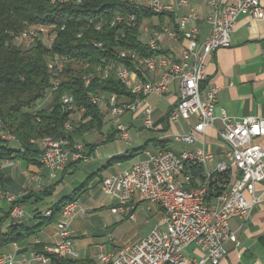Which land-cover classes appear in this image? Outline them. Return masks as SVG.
<instances>
[{
	"label": "built area",
	"instance_id": "built-area-1",
	"mask_svg": "<svg viewBox=\"0 0 264 264\" xmlns=\"http://www.w3.org/2000/svg\"><path fill=\"white\" fill-rule=\"evenodd\" d=\"M208 3L211 11L205 20L210 29L204 39H198V21L201 18L189 6L188 11L178 17L176 27L162 26L160 30H154L147 41L150 49L160 50L159 41L164 35L171 39L181 35L186 40L182 58L162 51L139 56L132 50H119V56L130 59L143 74L161 70L159 77L140 79L134 69L120 63L109 64L106 65L104 78L113 71L130 95L123 100L120 99L121 95L98 90L90 94V100L96 105H104L118 136L128 143L129 127L122 122L121 117L126 112L141 110L144 127L152 128V108L147 103V97L162 95L168 91L170 84L177 82L179 98L168 113L169 121L177 123L180 119L195 117V122L187 132H173L170 138L192 144L207 127H212L219 120L221 125L217 133L225 145L223 158L216 160L205 147L180 152L145 149V158L117 174L103 176L99 186L103 194L115 201L110 206L112 213L135 220L137 204L146 201L159 205L162 217L161 223L154 225L137 241L118 244L109 235L112 247L98 252V264H218L228 253L230 243L239 244L236 231L230 227V220L234 217L248 219L252 209L262 201V196L255 193V186L264 178V149L257 141L258 138H264V117L249 115L236 119L223 109L219 116L216 115L214 108L218 87L210 85L204 90L202 84L206 80L209 55L217 48L231 45V33L238 15L245 12L251 18H262L264 9L259 0H208ZM187 5L189 0H178L176 4L165 0H148L146 4L155 13H171L175 6ZM124 18L133 23V16L124 17L120 14V21ZM52 42L43 43L50 47ZM22 47L26 48V45ZM65 60L63 55H59V60H52V56L47 59L50 91L59 85V75ZM94 76L96 72L91 77L83 76L85 86L90 84ZM64 96L66 104L61 105L69 112L64 127L69 131L74 125V115L79 113L82 116L85 108L77 107L72 95ZM0 136L7 140L16 139L13 134L2 129ZM41 150L43 166L49 168L52 174L62 170L71 161L91 159L84 152V143L79 139L71 146L67 138L63 137L41 140ZM191 158H198L197 166L202 167L201 175L196 176L202 177L200 186H192V181L188 180L190 167L183 166V159ZM224 175L228 179L220 182V177ZM30 178L35 182L39 175L32 173ZM181 184H188V192H181ZM21 194L0 187V200L10 205L9 214L13 218L19 219L25 215L21 204L15 202ZM79 211L83 212L75 200L70 202L67 209L59 212L55 220L56 239L50 244H43V251L31 248L27 249L29 252L17 254L16 250L22 246L14 242V250L0 252V264H49L50 254L76 258L78 253L72 246L73 232L69 223ZM48 212L49 209L45 210L43 215ZM40 243L41 240L36 238L34 244ZM190 245L195 250L191 255H185L183 251Z\"/></svg>",
	"mask_w": 264,
	"mask_h": 264
},
{
	"label": "crops",
	"instance_id": "crops-1",
	"mask_svg": "<svg viewBox=\"0 0 264 264\" xmlns=\"http://www.w3.org/2000/svg\"><path fill=\"white\" fill-rule=\"evenodd\" d=\"M133 1L145 6L148 2V0ZM165 1L176 4L178 0ZM223 1L234 2L235 0ZM259 1L264 9V0ZM189 6L193 7L201 18L198 21V39H204L210 29L209 23L205 20L211 11L208 0H189V5L183 7L175 6L174 11L171 13H166L163 16L153 15L145 17L140 25V39L147 42L152 32L160 30L162 26L176 27L178 17L185 14ZM185 43L186 40L181 35L177 39H171L164 35L159 41V49L176 58H182V48ZM160 73L161 70H157L149 74L144 73L142 76L144 79H153L159 77ZM138 76L142 79L139 74ZM210 85L218 87L214 108L216 115L219 116L223 109L227 115L236 119L249 115L264 117V17L251 18L245 12L238 15L237 22L231 33V45L217 48L207 59L206 80L202 88L205 90ZM127 97V95L123 94L120 99L126 100ZM178 98L177 82L170 84L166 93L162 95L152 94L147 97V103L152 108V128L144 127L141 110L135 113L126 112L121 117V120L129 127L130 141L128 143L118 136V132L109 120V115L104 105H98L103 114L102 126L99 129L84 131L82 136L77 138L83 141L84 152L90 155L91 159L68 163L64 169L58 170L54 174L49 168L42 165H26L18 159L6 160V162L1 164L5 174L3 186L6 189L22 193L19 197L27 194L28 197L24 199L21 206L24 211L26 208L28 209L22 218L18 219L9 216L4 225L9 221H15L33 226L40 220L35 217L36 214H42L55 203H58L65 195L71 193L77 198L82 210H101L102 208H109L110 210V206L115 201L101 192L100 180L103 176L117 174L134 163L131 162L126 167L120 168L118 163L122 161H129L139 153V160L145 158V149L153 152L160 149H171L180 152L186 149L205 147L212 152L216 160L222 159L225 145L219 139L217 133L221 125L219 120L212 127H207L204 133L200 134L198 139L192 144L180 143L170 138V134L173 132H187L190 125L195 122V117H191L188 120L180 119L177 123L169 121L168 113ZM81 118L82 116L78 118L79 120L74 121V124L86 120ZM142 129H147L148 131L144 133ZM257 141L264 149V138H258ZM94 144L95 147L92 150ZM108 144L111 145L107 146ZM136 149L141 150L132 154ZM119 156L124 157L121 160H114L115 157ZM80 163H84L83 169L86 170H82L84 171L83 176L80 177L82 182L77 189L74 187L77 181L74 175H76V170ZM106 169L108 171L105 172L104 170ZM33 172H38L39 178L34 185L29 186V175ZM95 188L98 189L101 196L97 197V193H95L94 201L87 200L85 196L94 191ZM44 190L48 191L47 193L49 194L39 199L36 194H40ZM255 193L262 196V201L252 209L248 219L242 220L234 217L230 220V227L236 231L239 244L230 243L228 253L218 264H264V178L256 183ZM45 200H50L51 202L40 209V203ZM153 204L161 212L159 205ZM9 208L10 205L5 200H0V218ZM145 210H152V206L150 203L145 205L144 201H140L136 206L135 215L136 211L144 212ZM78 213H82L81 216L84 219L88 217L85 211ZM76 216L69 223V227L73 232L72 246L78 253L75 259L98 264V252L110 250L112 245L104 249L102 245H98L96 242L93 244L91 239L83 237L86 236L87 231L78 230V227L74 226ZM160 217H162V212ZM28 220H31V222H28ZM120 220L121 218H119ZM54 221L42 226L32 240L31 237L28 238L26 245L29 250L35 245L36 238L40 239L42 244H50L55 241L56 225ZM104 225L107 226L108 224ZM140 238H137V240ZM82 241L83 244H80ZM8 250H14L13 243L6 244L0 248V252ZM194 250L195 248L191 250L192 252L189 255ZM26 264L37 263L28 262Z\"/></svg>",
	"mask_w": 264,
	"mask_h": 264
},
{
	"label": "trees",
	"instance_id": "trees-1",
	"mask_svg": "<svg viewBox=\"0 0 264 264\" xmlns=\"http://www.w3.org/2000/svg\"><path fill=\"white\" fill-rule=\"evenodd\" d=\"M133 16L128 22L125 18L111 24L117 15ZM149 7L130 0H0V129L11 132L18 146L0 136V186L5 174L1 162L15 158L23 163L40 166V139L67 138L71 146L84 131L99 129L103 124V114L98 105L92 103L90 94L98 90L117 95H130L124 84L112 71L106 78L94 76L85 86L83 76L95 74L98 68L109 64H123L134 69L142 76L141 70L127 58L119 56L120 49L132 50L139 56H149L160 50L150 49L147 42L140 39V25L145 17L163 16ZM44 25L53 27L54 39L50 47L40 37L26 48L17 44L15 39L30 26ZM101 43V45H99ZM66 57L59 75L58 87L50 91L47 59L52 56ZM203 86V84H202ZM50 91V92H49ZM51 101L46 107L38 104L46 98ZM64 93L72 95L77 107L83 106L82 120L66 130L64 122L69 112L62 108ZM95 144L92 146V150ZM143 148V147H142ZM141 149H136L137 153ZM124 156L115 157L121 160ZM71 161L70 163H74ZM193 162H185L189 181L197 185L202 181V167ZM199 179V180H198ZM227 175L220 177L225 182ZM188 184H184V186ZM78 189V188H77ZM44 190L36 194L39 199L49 194ZM28 195L19 197L15 202L21 204ZM77 200L73 193L65 195L50 209L51 216L36 214L40 220L30 226L24 222H4L10 216L6 210L0 218V248L9 243L20 246L27 244L28 238L35 235L42 226L57 219L62 206ZM43 251V244L33 245ZM49 264H93L75 258L50 254Z\"/></svg>",
	"mask_w": 264,
	"mask_h": 264
},
{
	"label": "rangeland",
	"instance_id": "rangeland-1",
	"mask_svg": "<svg viewBox=\"0 0 264 264\" xmlns=\"http://www.w3.org/2000/svg\"><path fill=\"white\" fill-rule=\"evenodd\" d=\"M30 27L33 31H35V34L31 33L32 31H30L29 33L26 32L25 34L24 33L21 34L18 37V39H17V37L15 39V42L17 44L22 43V46L26 45V47H27L28 45H30L35 40L36 37H40L44 43H48V41H53L54 36H55L54 33L52 32L53 27H51V26L48 27V26H44V25L43 26L34 25V26H30ZM42 33H45V34L42 35ZM49 92H48V95L46 96V98L44 100H42L41 102H39V104H38L39 108L46 107L50 103L51 95ZM77 116H79V113H76L74 115V117H75L74 121L79 120L77 118ZM142 130L144 133L148 131L147 129H142ZM9 141L11 142L12 146H18V143L16 141H14V140H9ZM39 142H40V146H41V139ZM110 145L111 144H108L107 146H110ZM139 154L132 157L129 161H122V162L118 163V166L120 168H124L129 163L139 160V158H140ZM10 159H15V158L5 159L1 162V164L6 162V160H10ZM75 162H78V161H75ZM24 166H21V167H24ZM83 167H84V163H80L78 165L77 170H76V175H74V177L77 178V181L74 184L75 188L79 187V185L82 182V179L80 178L83 176L84 171H82V170H86V169H83ZM104 171L106 172V171H108V169H106ZM33 173H37L39 175L38 172H33ZM31 175H32V173L29 175V179H28V185L29 186H32L36 183L34 181L32 182V180L30 178ZM71 179H73V177H71ZM37 181H38V179H37ZM94 181L96 182V180H94ZM67 182H69V181H67ZM0 187H2L4 190H8L12 193H15V194L17 193L16 191L6 189L3 185ZM95 193H97V197L101 196V193L98 191L97 188H95L94 191H92V192H90V194L86 195L85 198H87V200L94 201L95 200V198H94ZM50 202H51L50 200L49 201L45 200L44 202L40 203L39 208L40 209L44 208L45 206L50 204ZM144 204L147 205L148 202L144 201ZM150 205L152 206V210H145L144 212L136 211V220L135 221L130 220L126 217L125 218L120 217L118 214H112L110 212L109 208H102L101 210H95V209L83 210V212L85 211V213L87 214L88 217H86L84 219L81 216L82 213L76 214L77 216H76V219L74 222V226L78 227V230H86L87 231L86 236H83V237H85L87 239H91L93 244H94V242H96L98 245H102V247L104 249H107L111 246V240L109 239V235L113 236V238L116 240V243L133 242V241H136L137 238L144 236L154 225L160 223V219H161L160 210L157 209L153 203H150ZM27 209L28 208H26V210ZM74 218H75V216H74ZM119 218H121L120 221H119ZM28 222H31V220L30 221L28 220ZM104 224H108V225L105 226ZM33 238H35V235L31 236V240ZM80 244H83V241L80 242ZM24 246H26V245H24ZM24 246H22V247H24ZM91 247H92V245H91ZM193 248H195L193 245L189 246V247L184 249L183 253L185 255H189L192 252L191 250ZM26 252H29V250H27ZM18 257H19V255H18Z\"/></svg>",
	"mask_w": 264,
	"mask_h": 264
},
{
	"label": "bare ground",
	"instance_id": "bare-ground-1",
	"mask_svg": "<svg viewBox=\"0 0 264 264\" xmlns=\"http://www.w3.org/2000/svg\"><path fill=\"white\" fill-rule=\"evenodd\" d=\"M118 21H120V16L119 15H117L116 17H115V19L111 22V24H114L115 22H118ZM40 26H43V25H40ZM30 31H32L31 33H34L35 34V31H33L32 29H31V27H28V29L27 30H25V32H23L24 34L26 33V32H30ZM22 33V34H23ZM29 46V45H28ZM52 60H59V57L58 56H56L55 58H52ZM104 72H106V67H103V68H98V70L96 71V77H100L101 79H103L104 78ZM93 74H89V75H86V76H84V77H91ZM64 94H67V93H64ZM62 101H63V104H66V96H62ZM0 132H1V129H0ZM53 138H51V137H45L43 140H52ZM39 161L41 162V164H42V166H43V157L42 156H40V158H39ZM193 162V163H196V164H198V158H191V159H183V166H184V164H185V162ZM188 180H189V178H188ZM199 180V179H198ZM200 185H202V181H200V182H198L197 183V185H195V186H200ZM187 185H185L184 186V184H181V192H188V187H186ZM193 186V185H192ZM73 201H75V200H71V201H68V202H66L63 206H62V208L60 209V211H64L65 209H67L69 206H70V202H73ZM59 211V212H60ZM51 214H52V210L51 209H49V212L48 213H44V216H51Z\"/></svg>",
	"mask_w": 264,
	"mask_h": 264
},
{
	"label": "water",
	"instance_id": "water-1",
	"mask_svg": "<svg viewBox=\"0 0 264 264\" xmlns=\"http://www.w3.org/2000/svg\"><path fill=\"white\" fill-rule=\"evenodd\" d=\"M27 249H28L27 246L20 247V248H18V249L16 250V253H17V254H20V253H22V252L27 251Z\"/></svg>",
	"mask_w": 264,
	"mask_h": 264
}]
</instances>
